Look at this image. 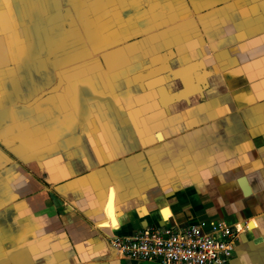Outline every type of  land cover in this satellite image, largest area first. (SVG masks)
I'll use <instances>...</instances> for the list:
<instances>
[{
    "label": "crops",
    "instance_id": "1",
    "mask_svg": "<svg viewBox=\"0 0 264 264\" xmlns=\"http://www.w3.org/2000/svg\"><path fill=\"white\" fill-rule=\"evenodd\" d=\"M214 221L264 264V0H0V264Z\"/></svg>",
    "mask_w": 264,
    "mask_h": 264
},
{
    "label": "built area",
    "instance_id": "2",
    "mask_svg": "<svg viewBox=\"0 0 264 264\" xmlns=\"http://www.w3.org/2000/svg\"><path fill=\"white\" fill-rule=\"evenodd\" d=\"M241 227L224 221L185 227L145 226L132 235L114 237L115 256L153 264H227L236 254Z\"/></svg>",
    "mask_w": 264,
    "mask_h": 264
}]
</instances>
